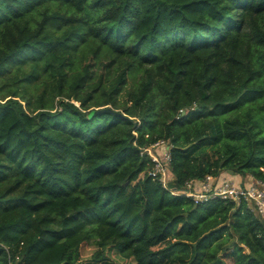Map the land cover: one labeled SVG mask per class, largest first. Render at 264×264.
<instances>
[{"label":"trees","instance_id":"trees-1","mask_svg":"<svg viewBox=\"0 0 264 264\" xmlns=\"http://www.w3.org/2000/svg\"><path fill=\"white\" fill-rule=\"evenodd\" d=\"M226 169L264 181V0H0V264H264L250 204L170 190Z\"/></svg>","mask_w":264,"mask_h":264},{"label":"built area","instance_id":"built-area-1","mask_svg":"<svg viewBox=\"0 0 264 264\" xmlns=\"http://www.w3.org/2000/svg\"><path fill=\"white\" fill-rule=\"evenodd\" d=\"M169 147L170 143L163 139H158L147 147H142L140 153H145L152 165L147 171L148 174L157 178L164 187H168L169 170ZM244 182L238 183L229 177L219 175L212 176L206 174L203 179H190L186 182L185 188L171 192H183L190 196L194 202L207 198L208 196H218L223 199L234 201L243 200L251 205L259 215L264 217V181L254 178L251 175ZM169 188V187H168Z\"/></svg>","mask_w":264,"mask_h":264},{"label":"crops","instance_id":"crops-1","mask_svg":"<svg viewBox=\"0 0 264 264\" xmlns=\"http://www.w3.org/2000/svg\"><path fill=\"white\" fill-rule=\"evenodd\" d=\"M226 174L229 176L230 179H232L233 181H236L238 183H241L242 181L245 182L247 180V178L249 177L248 176L249 174H245V178H244V175H241L240 173L232 174V173H228L227 171H226ZM219 175H220V173H219ZM168 176L171 179V176L169 175V173H168Z\"/></svg>","mask_w":264,"mask_h":264},{"label":"water","instance_id":"water-1","mask_svg":"<svg viewBox=\"0 0 264 264\" xmlns=\"http://www.w3.org/2000/svg\"><path fill=\"white\" fill-rule=\"evenodd\" d=\"M100 111H109V112H112V113H116V114H119V111L117 110H112L109 106H104V107H101L99 109H94L91 111L90 115L93 114V113H96V112H100ZM227 172L229 173H234L232 172L230 169H226Z\"/></svg>","mask_w":264,"mask_h":264},{"label":"rangeland","instance_id":"rangeland-1","mask_svg":"<svg viewBox=\"0 0 264 264\" xmlns=\"http://www.w3.org/2000/svg\"><path fill=\"white\" fill-rule=\"evenodd\" d=\"M228 173H229V172H228ZM233 174H234V173H233ZM219 176L224 177V178L229 177V176L226 174V170H225V171H221ZM244 178H245V175H244ZM167 185H168V183H167ZM86 248L88 249V251L84 254V256L89 255V253L91 252V250H93V249H91V248H89V247H86ZM90 249H91V250H90Z\"/></svg>","mask_w":264,"mask_h":264}]
</instances>
